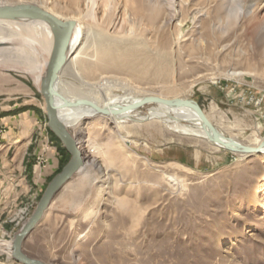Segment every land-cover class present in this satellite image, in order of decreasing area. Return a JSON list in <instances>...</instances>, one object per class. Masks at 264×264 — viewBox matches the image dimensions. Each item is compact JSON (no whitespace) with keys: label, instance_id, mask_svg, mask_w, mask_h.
<instances>
[{"label":"rangeland","instance_id":"obj_1","mask_svg":"<svg viewBox=\"0 0 264 264\" xmlns=\"http://www.w3.org/2000/svg\"><path fill=\"white\" fill-rule=\"evenodd\" d=\"M179 1L150 2L163 7L165 23L154 27L149 49L166 43L168 67L148 69L147 81L105 71L100 82L130 79L138 95L193 101L218 132L242 145L263 138L264 106L249 99L264 97V0ZM64 63L58 90L100 105L106 92ZM230 69L244 76L228 79ZM45 77L37 86L24 70L0 66V166L9 162L0 169L1 264H20L11 256L14 237L71 159L48 128ZM115 92L123 94L108 90ZM25 102L39 106L45 120L23 113ZM158 105L136 108L123 128L101 117L85 120L81 152L75 127H66L91 174H74L56 193L23 243L26 256L44 264H264V157L175 133L172 112L154 117ZM168 176L182 179L186 190L163 187Z\"/></svg>","mask_w":264,"mask_h":264},{"label":"bare ground","instance_id":"obj_2","mask_svg":"<svg viewBox=\"0 0 264 264\" xmlns=\"http://www.w3.org/2000/svg\"><path fill=\"white\" fill-rule=\"evenodd\" d=\"M150 2L151 0H5L4 5H0L13 11L8 17L0 19V66L22 69L40 86L46 74L56 34L60 38L68 37L64 52V59L67 60L65 69L80 79L85 74L86 85L90 81H96V89L106 92L105 95L103 93L102 103L97 105L93 101L73 99L64 90L59 91V78L54 84L57 120L65 127H75L76 146L80 152L85 143L82 137L86 132L85 120L101 117L123 128L122 122L131 117L130 114L140 107L142 100H174L150 93L138 95L132 90L131 85L134 83L130 79L119 81L104 78L100 82V73L105 71L147 81L145 73L148 69L159 71L168 67L166 43L156 53L149 49L150 40L156 38L158 33V28L154 27L165 23L163 7L159 3L151 5ZM179 2L182 3V0ZM86 47L88 50L96 48L93 54H88L84 51ZM135 70L138 72L134 73ZM224 76L236 79L244 76V73L230 69ZM115 87L122 90L123 94L108 93V90ZM67 104L78 105L72 107ZM158 104L159 112L152 109L157 119L170 112L175 115L174 123L170 122L169 125L173 132L207 139L213 146L222 148L193 109ZM202 114L209 122L207 116L203 112ZM179 120L189 125H181ZM163 122L168 123L166 120ZM93 124L95 125H91ZM220 135L226 141L237 143L221 133ZM262 144L264 137H256L249 141L248 147ZM261 155L264 157V148ZM110 157L113 155L110 154ZM88 165V162H83L76 174L89 177L91 170ZM162 186L181 192L186 190L183 180L173 176L165 177ZM251 200L258 203L255 196ZM1 247L9 251V242L3 241Z\"/></svg>","mask_w":264,"mask_h":264},{"label":"water","instance_id":"obj_3","mask_svg":"<svg viewBox=\"0 0 264 264\" xmlns=\"http://www.w3.org/2000/svg\"><path fill=\"white\" fill-rule=\"evenodd\" d=\"M12 10L6 7H0V19L6 18L9 14H12ZM68 42V37L60 38L56 34L54 35L53 48L51 51L49 63L46 69V77L44 84L41 88V95L44 99L45 103V112L47 116V124L50 131L54 134V136L63 144L66 151L71 154V159L69 162L63 167L61 172L57 174L52 181L47 186L44 191L41 199L39 200L35 211L29 218V220L23 225L19 233L14 237V240L11 245V256L12 258L19 262L20 264H44L43 262L30 258L26 256L23 251V243L25 239L32 233V231L39 225L42 220L44 213L47 211L53 197L57 192L66 184V182L79 170V168L83 164V160L81 158L80 152H78L75 147V142L71 138L70 134L66 130V127L58 122L56 117V111L54 106V95L53 89L54 84L58 79V74L61 70V67L65 61L64 52L66 49V43ZM151 103H163L170 106H185L193 109L200 116L203 124L210 130L213 137L220 143L222 148L226 151L242 154V155H253V154H261L262 148H264V144L258 147H248L242 145L240 143H232L230 141H226L222 138L217 129L210 124L206 120V118L202 114V110L198 107L196 103L189 100H162L158 98H148L144 99L140 102L139 106H143L144 104ZM68 106H76L78 104H67Z\"/></svg>","mask_w":264,"mask_h":264},{"label":"crops","instance_id":"obj_4","mask_svg":"<svg viewBox=\"0 0 264 264\" xmlns=\"http://www.w3.org/2000/svg\"><path fill=\"white\" fill-rule=\"evenodd\" d=\"M31 102V100H29ZM28 105V106H26ZM32 105V106H30ZM19 107H23V113H28V114H32L33 116L36 117L37 122H41L42 120H45V115L44 113L41 111V108L35 104H27L26 102L23 103L22 105L18 106ZM11 117V116H10ZM8 117V118H10ZM8 154V152L3 153V156H6ZM26 163H28V158L25 161ZM7 165H9V162L6 165H2L0 166V169H4ZM13 166V165H12ZM14 169L18 170L19 166H13ZM5 171V170H4ZM34 183V182H33ZM30 189V188H29ZM1 264V263H0Z\"/></svg>","mask_w":264,"mask_h":264},{"label":"built area","instance_id":"obj_5","mask_svg":"<svg viewBox=\"0 0 264 264\" xmlns=\"http://www.w3.org/2000/svg\"><path fill=\"white\" fill-rule=\"evenodd\" d=\"M250 103L253 105V106H256V107H261V106H264V97H258V96H251V98L249 99Z\"/></svg>","mask_w":264,"mask_h":264},{"label":"trees","instance_id":"obj_6","mask_svg":"<svg viewBox=\"0 0 264 264\" xmlns=\"http://www.w3.org/2000/svg\"><path fill=\"white\" fill-rule=\"evenodd\" d=\"M51 135L54 137V139H55V140H57V141H58V139H57V138H56V137H55L53 134H51Z\"/></svg>","mask_w":264,"mask_h":264}]
</instances>
